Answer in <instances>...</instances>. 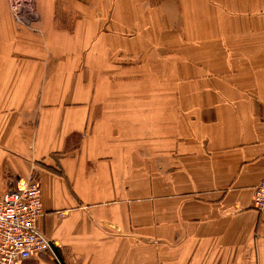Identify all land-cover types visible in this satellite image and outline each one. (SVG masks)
I'll use <instances>...</instances> for the list:
<instances>
[{"label":"crops","instance_id":"obj_1","mask_svg":"<svg viewBox=\"0 0 264 264\" xmlns=\"http://www.w3.org/2000/svg\"><path fill=\"white\" fill-rule=\"evenodd\" d=\"M34 1L0 0V192L34 172L57 260L20 264H264V0Z\"/></svg>","mask_w":264,"mask_h":264},{"label":"built area","instance_id":"obj_2","mask_svg":"<svg viewBox=\"0 0 264 264\" xmlns=\"http://www.w3.org/2000/svg\"><path fill=\"white\" fill-rule=\"evenodd\" d=\"M41 194L34 172L10 179L0 192V264H20L45 253L57 260L52 243L36 225L43 214ZM252 203L264 210V178L253 189Z\"/></svg>","mask_w":264,"mask_h":264},{"label":"rangeland","instance_id":"obj_3","mask_svg":"<svg viewBox=\"0 0 264 264\" xmlns=\"http://www.w3.org/2000/svg\"><path fill=\"white\" fill-rule=\"evenodd\" d=\"M67 1L70 2V0H66V2ZM77 1H80V0H77ZM7 2H8V7H9V9L12 13V16L14 17L15 20H20V21H23L26 23H29V22H31V23L34 22V24L36 23L38 12H37V8H36L34 0H7ZM100 3H101V0H100ZM171 4L172 3H167V4L163 5L164 13H168L170 10V11H174V13H176L177 17L182 16L181 11H180L181 9L179 8V6H176L173 4H172L173 5L172 6ZM205 4H206V2L204 0L203 6H202V4H200L199 7L203 9L205 7ZM99 6H100V8L102 7L101 4ZM66 7L69 9L72 8L68 5ZM103 7H105V6H103ZM103 7H102V12H100V13L104 12L105 9ZM71 12H72V9H71ZM73 15H75V14H73ZM60 23L62 26L66 27L67 29H72V26L75 27V24L77 22L75 20H73V17H72L68 21H60ZM98 23H99L98 26H100V28H99L100 31H104L107 26L113 28V26L108 25L109 24L108 20H104V21L99 20ZM128 24H129V22H128ZM133 55H134V60H136L137 54H132L131 58L133 57ZM114 56H115L116 60L124 61V59H126L124 54L118 50L114 51ZM113 57H112V59H113Z\"/></svg>","mask_w":264,"mask_h":264},{"label":"trees","instance_id":"obj_4","mask_svg":"<svg viewBox=\"0 0 264 264\" xmlns=\"http://www.w3.org/2000/svg\"><path fill=\"white\" fill-rule=\"evenodd\" d=\"M53 249H54V246H53Z\"/></svg>","mask_w":264,"mask_h":264}]
</instances>
